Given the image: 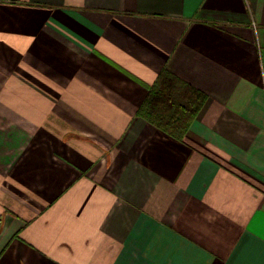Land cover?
<instances>
[{"label":"crops","instance_id":"1","mask_svg":"<svg viewBox=\"0 0 264 264\" xmlns=\"http://www.w3.org/2000/svg\"><path fill=\"white\" fill-rule=\"evenodd\" d=\"M0 264H264V0H0Z\"/></svg>","mask_w":264,"mask_h":264},{"label":"trees","instance_id":"2","mask_svg":"<svg viewBox=\"0 0 264 264\" xmlns=\"http://www.w3.org/2000/svg\"><path fill=\"white\" fill-rule=\"evenodd\" d=\"M206 101L205 93L165 70L153 84L138 116L171 137L183 140Z\"/></svg>","mask_w":264,"mask_h":264}]
</instances>
